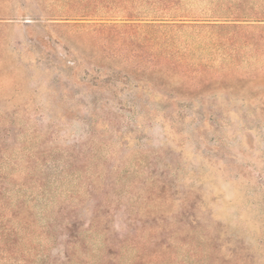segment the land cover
<instances>
[{"label":"rangeland","instance_id":"1","mask_svg":"<svg viewBox=\"0 0 264 264\" xmlns=\"http://www.w3.org/2000/svg\"><path fill=\"white\" fill-rule=\"evenodd\" d=\"M54 4L0 0V16L12 9L19 19L1 31L19 87L0 103V126L14 127L7 144L21 148L4 168L61 184L72 199L89 187L102 203L139 200L168 230H189L193 264H264L261 103L148 101L136 90L112 99L114 73L126 72L112 32L21 16Z\"/></svg>","mask_w":264,"mask_h":264},{"label":"trees","instance_id":"2","mask_svg":"<svg viewBox=\"0 0 264 264\" xmlns=\"http://www.w3.org/2000/svg\"><path fill=\"white\" fill-rule=\"evenodd\" d=\"M54 1L21 16L112 32V58L126 69L114 73L112 99L136 90L148 101L238 99L264 109V0ZM16 15L0 16V103L19 87L16 66L4 64L16 52L1 34ZM14 134L0 126V264H193L189 230H168L139 200H130L132 214L119 200H94V188L72 199L61 184L4 168L21 149L7 144Z\"/></svg>","mask_w":264,"mask_h":264}]
</instances>
